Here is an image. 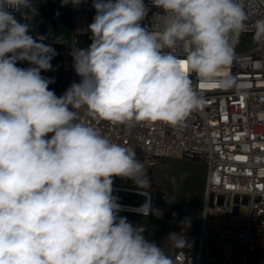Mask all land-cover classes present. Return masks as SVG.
Instances as JSON below:
<instances>
[{
    "label": "clouds",
    "instance_id": "9594fccd",
    "mask_svg": "<svg viewBox=\"0 0 264 264\" xmlns=\"http://www.w3.org/2000/svg\"><path fill=\"white\" fill-rule=\"evenodd\" d=\"M39 2L0 0V264H175L144 223L120 215L115 178L150 187L135 149L80 114L181 124L202 105L201 85L232 83L233 41L249 31L242 0H92L91 43L70 53L79 82L59 96L42 75L57 52L30 34ZM252 30L264 43V18ZM135 211L162 215L150 200ZM165 242L186 246L182 233Z\"/></svg>",
    "mask_w": 264,
    "mask_h": 264
},
{
    "label": "built area",
    "instance_id": "2783aa9c",
    "mask_svg": "<svg viewBox=\"0 0 264 264\" xmlns=\"http://www.w3.org/2000/svg\"><path fill=\"white\" fill-rule=\"evenodd\" d=\"M242 3L249 17V31L233 41L234 59L227 69L232 83L201 88L202 105L181 124L112 126L80 114L81 120L99 128L112 141L131 146L145 158L168 157L205 165L200 229L198 234L184 237L186 246L172 255L175 264H249L252 252H264V43L252 39L254 22L264 18V0ZM91 5L92 0H83L78 7L70 4V47L60 65L69 73L71 83L80 79L72 66V48H87L91 43L86 31L95 15ZM154 11L149 12L146 24ZM15 16L27 22L19 13ZM31 24L33 29V19ZM125 185L114 181L113 194L127 191ZM134 194L141 201L119 199L124 206L120 215H140L135 210L146 200L154 208L155 196L150 187ZM236 237L240 242L238 260L225 254Z\"/></svg>",
    "mask_w": 264,
    "mask_h": 264
},
{
    "label": "rangeland",
    "instance_id": "374dc122",
    "mask_svg": "<svg viewBox=\"0 0 264 264\" xmlns=\"http://www.w3.org/2000/svg\"><path fill=\"white\" fill-rule=\"evenodd\" d=\"M37 10L38 15L33 18L32 35L48 36L45 43L51 44L57 52L51 61L54 70L44 72L42 75L55 78V83L49 87L59 96L71 84L69 73L60 65L65 51L70 47V4L62 7L61 0H40ZM56 36L62 37L63 43H57ZM136 156L143 162L144 175L150 182V188L155 196L154 207L162 210V217L151 215L144 218L133 214H121V216H126L133 224L144 223L148 228L146 235L172 256L177 249L165 242L169 233H182L184 237H192L199 232L204 200L205 165L184 159L163 157L152 160L138 154ZM114 181L134 184L131 180L121 178H115ZM114 195L126 202L141 201V197L135 195ZM239 245V238L236 237L235 248L231 254L236 260L241 257ZM249 264H264V252H252L249 256Z\"/></svg>",
    "mask_w": 264,
    "mask_h": 264
},
{
    "label": "bare ground",
    "instance_id": "6f19581e",
    "mask_svg": "<svg viewBox=\"0 0 264 264\" xmlns=\"http://www.w3.org/2000/svg\"><path fill=\"white\" fill-rule=\"evenodd\" d=\"M125 187L127 189H124V190H127V191H125L124 193H122V194H125V195H135V196H137L138 194H134V192L140 190V188L135 187V186H132V184H128L127 186L125 185ZM154 208L156 209V207H154ZM160 211H162V210H160ZM160 217H162V215ZM235 243L236 242H232L231 241V243L228 245V248L225 251L226 257H230L231 256V254H232V252H233V250L235 248L234 247Z\"/></svg>",
    "mask_w": 264,
    "mask_h": 264
},
{
    "label": "snow or ice",
    "instance_id": "6c2138e0",
    "mask_svg": "<svg viewBox=\"0 0 264 264\" xmlns=\"http://www.w3.org/2000/svg\"><path fill=\"white\" fill-rule=\"evenodd\" d=\"M212 86H215V85H212ZM201 87H204L203 85H201Z\"/></svg>",
    "mask_w": 264,
    "mask_h": 264
}]
</instances>
